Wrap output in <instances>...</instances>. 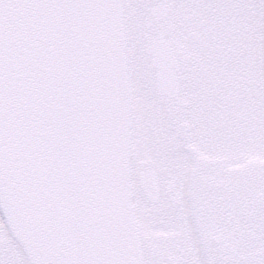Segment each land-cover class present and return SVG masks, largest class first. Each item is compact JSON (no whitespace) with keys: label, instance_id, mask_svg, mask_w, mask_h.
<instances>
[{"label":"water","instance_id":"1","mask_svg":"<svg viewBox=\"0 0 264 264\" xmlns=\"http://www.w3.org/2000/svg\"><path fill=\"white\" fill-rule=\"evenodd\" d=\"M121 0H0V211L28 264H144Z\"/></svg>","mask_w":264,"mask_h":264},{"label":"flooded vegetation","instance_id":"2","mask_svg":"<svg viewBox=\"0 0 264 264\" xmlns=\"http://www.w3.org/2000/svg\"><path fill=\"white\" fill-rule=\"evenodd\" d=\"M156 2H167L170 5L173 3L172 0H151L142 9L144 14L149 13L150 7ZM210 6L211 4L200 10L198 19L194 14L190 17L188 32L191 36L187 43L192 47L187 49V44L175 38L176 29H173L172 34L168 32L171 36V46L180 63V89L176 95L159 98L168 105H182L181 111L169 117H173L172 121L175 122L178 136L182 140L194 141L195 137L198 138L199 141L192 143L198 144L204 155L199 160L198 169L194 168L193 177L187 186L188 203L191 205L190 211L193 212L194 229L201 243L202 257H194L191 252L187 253L186 257L182 256L183 252L176 253L177 249L184 248L183 243H178L175 252H173L174 249L171 250V256L176 262L180 261L184 264H251L249 257L257 254L258 235L264 227V180L253 170L254 165L244 174H235L234 171L226 172L223 169L220 174L222 178L211 176L209 168L211 166L225 167L226 165L214 164H218L220 159L223 162L224 159L221 156L233 150L232 145H235L236 149V145L244 144V141H240L239 133L245 130L240 128V124L245 126V123L255 121L256 93L255 88L251 86L248 95L241 96L239 89H242V83L224 81L223 69L227 58L225 44L232 34L231 27L224 28V23L233 21L234 6L226 1L216 0L213 7L214 14L208 10ZM173 12V8H170L167 22L163 18L154 17L152 20L144 16L150 22L143 27L144 33L145 31L151 33L154 27L155 31L164 32L166 26L175 20ZM193 21L199 22L198 28ZM211 25L218 29V36L208 39L207 30ZM138 28H142L141 23ZM197 55L211 62L206 72L200 69ZM208 71H216V74L208 73ZM215 76L218 77L215 78ZM240 100H243L247 107L240 109ZM242 110L245 112L240 114ZM248 136L250 139L255 137L252 132L251 134L248 132ZM210 154H214L215 158L211 165H207L212 161L209 159ZM151 164L154 165L158 174L160 190L158 197H162L170 207L180 208L181 195L179 191L176 195L174 193L177 188L176 181H178V178L174 176L176 171L171 164L162 161L159 157H156ZM236 176L238 178H235ZM159 198L152 205L141 195L139 201L142 209H148V213L150 212L148 217H152L155 213L152 208L154 205L157 206ZM159 204L162 206L161 203ZM0 226L5 231L1 220ZM172 245L175 246L174 243ZM160 250L162 252L157 250L155 243L149 245L146 237L144 238L146 264H163L158 255L164 253L166 248H160ZM8 262L14 264L13 260Z\"/></svg>","mask_w":264,"mask_h":264},{"label":"rangeland","instance_id":"3","mask_svg":"<svg viewBox=\"0 0 264 264\" xmlns=\"http://www.w3.org/2000/svg\"><path fill=\"white\" fill-rule=\"evenodd\" d=\"M146 1L124 0L129 61L134 90L133 152L136 160L152 161L159 154L158 157L162 161L171 164L176 171V178H178L176 186L181 195V200L179 202L180 208L176 209L173 206L170 207L160 197L157 206L154 205L152 208L155 213L152 217H148L150 212L148 213V209H142L139 201L140 196L136 193L137 213L148 244L153 245L155 243L157 250L160 252H162L160 248H166L164 253L158 255L160 262L163 264H184L180 261L176 262L171 256V250L174 249L173 252H175L178 243H183L184 248L177 249L176 253L183 252L182 256L186 257L187 253L191 252L194 257H202L201 243H199L194 229L193 212L190 211L191 205L188 203L189 189L187 186L192 167L195 165L194 160L203 158L204 155L197 146L198 144H195L199 141L198 138L195 137L194 141H185L178 136L177 127H175V122L172 121L173 117H169V115L175 113L177 106L168 107L159 99L152 97L146 88L143 77V59L140 51V37L143 36L144 31L143 26L140 30L137 27L143 16L142 12V16L138 18L137 11L140 15V8L145 5ZM226 2L234 6L233 21L230 24L233 26L231 28L233 33L230 34V40L225 44L227 48L226 60L231 72H238V74L230 72L225 75L230 81L236 79L245 84L244 91L242 90L243 87L239 89L241 96L246 97L248 95L246 89L251 87V82H257L256 88H261V91L260 93L259 90L256 91L258 96L254 101V109L257 120L254 121V129L250 131V134L251 132L254 133L255 137L249 138L247 123L244 133H241V131L239 133L240 141L244 140L245 143L236 145V149L235 145H232L233 150L225 152V155L221 156L224 159L223 162L220 159L218 164H214L226 166L223 168L211 166L209 168L211 170L210 175L222 178L220 174L223 169L226 172L234 171L235 174H244L254 165L253 170L256 171V174H260L261 176H257L262 177L261 179L264 180V0H227ZM182 5L183 3H180L179 7H182ZM197 57L201 63L200 69L206 72L207 61L203 56L197 55ZM208 73L215 75L216 71H208ZM240 102V109L245 108L244 101L240 100ZM244 112L242 110L240 114ZM147 136L150 138V145ZM153 137L156 139L158 151L153 145ZM143 140L144 144H142ZM192 142L195 143L192 145ZM219 154L221 155V153ZM214 158V154H210L209 159H212V161L207 165H211ZM254 175L252 177H255ZM235 178H238V176ZM263 229L264 227L258 240L261 236L264 238ZM173 243L175 246L172 245ZM8 260H13L14 264L26 263L17 244L0 226V264H9ZM3 261L4 263H2Z\"/></svg>","mask_w":264,"mask_h":264}]
</instances>
